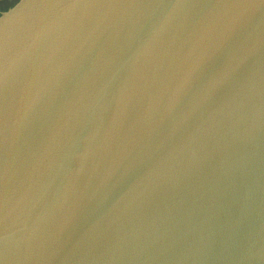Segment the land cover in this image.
<instances>
[{"label":"water","instance_id":"1","mask_svg":"<svg viewBox=\"0 0 264 264\" xmlns=\"http://www.w3.org/2000/svg\"><path fill=\"white\" fill-rule=\"evenodd\" d=\"M0 264H264V0L1 9Z\"/></svg>","mask_w":264,"mask_h":264},{"label":"flooded vegetation","instance_id":"2","mask_svg":"<svg viewBox=\"0 0 264 264\" xmlns=\"http://www.w3.org/2000/svg\"><path fill=\"white\" fill-rule=\"evenodd\" d=\"M12 0H0V10L5 8L6 5L11 2Z\"/></svg>","mask_w":264,"mask_h":264}]
</instances>
